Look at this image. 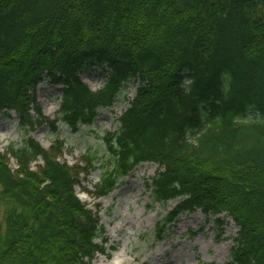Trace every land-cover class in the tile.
Wrapping results in <instances>:
<instances>
[{
  "label": "trees",
  "instance_id": "1",
  "mask_svg": "<svg viewBox=\"0 0 264 264\" xmlns=\"http://www.w3.org/2000/svg\"><path fill=\"white\" fill-rule=\"evenodd\" d=\"M102 64L105 82L92 90L79 71ZM45 78L62 85L53 118L35 97ZM133 78L102 154L68 165L55 159L63 139L43 148L29 134L92 123ZM4 110L24 135L7 147L17 168L0 152V264H92L104 227L75 194L79 174L97 169L101 196L144 160L159 166L151 201H175L153 243L185 211H225L238 227L229 263L264 264V0H0Z\"/></svg>",
  "mask_w": 264,
  "mask_h": 264
},
{
  "label": "rangeland",
  "instance_id": "2",
  "mask_svg": "<svg viewBox=\"0 0 264 264\" xmlns=\"http://www.w3.org/2000/svg\"><path fill=\"white\" fill-rule=\"evenodd\" d=\"M104 65L83 67L79 75L92 89L100 87L105 79ZM137 83L124 84L121 95L108 107H101L94 121L80 125L72 131L65 123L59 122L56 131L48 123L37 126L30 134L44 147L55 136L64 139L65 150L62 158L69 163L79 160L87 150L98 154L104 152L101 134L116 129L117 118L135 93ZM61 91L60 84H52L44 79L37 85L36 99L42 113L53 117L56 114ZM24 133L18 128V118L14 111L0 112V152L11 144L20 142ZM42 164L39 157L32 163ZM10 166L16 168L13 158ZM159 169L156 162L141 161L130 173L120 179L115 189L101 198L83 196L86 188L92 190L98 179L97 170L81 178L76 186L78 196L99 215L104 232L96 240L104 247L92 259V264H199L214 261L230 264V249L237 234V225L230 216L222 212L218 215H205L199 209L184 212L176 224H172L168 235L152 245L153 227L175 202H151L148 183ZM216 217L222 218L219 223Z\"/></svg>",
  "mask_w": 264,
  "mask_h": 264
}]
</instances>
